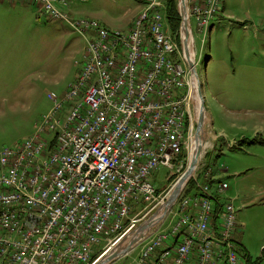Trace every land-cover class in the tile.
Returning <instances> with one entry per match:
<instances>
[{"label":"built area","instance_id":"2783aa9c","mask_svg":"<svg viewBox=\"0 0 264 264\" xmlns=\"http://www.w3.org/2000/svg\"><path fill=\"white\" fill-rule=\"evenodd\" d=\"M23 1L70 25L88 47L69 90L52 95L56 103L37 133L0 149V264H93L164 201L154 172L183 163L195 91L184 36L172 31L167 0H140L144 9L124 32L71 17V0ZM185 3L191 37V20L205 34L222 6ZM71 96L79 104L63 120ZM185 190L174 205L178 221L150 233L154 226L135 264H241L234 204L221 203L208 185L197 195ZM140 203L143 210L131 216Z\"/></svg>","mask_w":264,"mask_h":264},{"label":"rangeland","instance_id":"374dc122","mask_svg":"<svg viewBox=\"0 0 264 264\" xmlns=\"http://www.w3.org/2000/svg\"><path fill=\"white\" fill-rule=\"evenodd\" d=\"M171 1L182 20L179 0H167V17ZM144 6L140 0H74L65 11L124 32ZM191 22L189 46L197 56V82L206 106L205 145L191 178H198L192 193L208 185L221 203L232 202L240 263L264 264V0H222L206 35ZM87 47L83 36L39 14L36 6L0 0V149L16 147L37 133L56 103L52 95L61 99L74 82ZM199 113L195 98L192 140L183 150L186 164L178 163L180 171L160 166L151 177L157 189L165 190L159 206L189 166ZM211 132L222 134L216 149ZM220 184L227 188L223 194ZM143 208V203L135 205L131 216ZM176 211L175 206L169 209L150 233L158 225L170 228L178 221ZM154 212L139 216L136 227Z\"/></svg>","mask_w":264,"mask_h":264},{"label":"water","instance_id":"95a60500","mask_svg":"<svg viewBox=\"0 0 264 264\" xmlns=\"http://www.w3.org/2000/svg\"><path fill=\"white\" fill-rule=\"evenodd\" d=\"M179 5L182 12V25L181 31L184 36L185 42V50L188 56V60L191 67V81L192 86L197 93V97L200 104V113L199 119L197 122V128L194 136V150L192 153V157L189 163L187 170L184 172L182 177L176 182L174 188L169 194L167 200L162 203L154 212L153 215L150 216L149 219L141 223L138 227H136L131 233L123 237L118 243H116L113 247L107 250L102 256H100L93 264H113L118 258L122 255L126 254L132 248L136 247L145 237V235L154 227L157 220L164 214H166L169 209H171L174 205H176L181 193L186 187L189 180L193 177L196 164L199 161L200 155L202 153V145L203 139L202 134L205 127L206 120V106L205 99L202 92L201 87L197 82V70H196V62L195 56L191 52L188 42V27L190 28V20L188 17L187 8L185 5V0H179ZM193 44V38L191 39Z\"/></svg>","mask_w":264,"mask_h":264},{"label":"crops","instance_id":"0c3cea01","mask_svg":"<svg viewBox=\"0 0 264 264\" xmlns=\"http://www.w3.org/2000/svg\"><path fill=\"white\" fill-rule=\"evenodd\" d=\"M10 2L13 3V4H20V3L26 4V3H29V2L23 1V0H10ZM79 2H84V0H79ZM73 3H74V0H71L69 7ZM29 4H31V3H29ZM31 5H33V4H31ZM1 6H3V5H1ZM141 6H143V5L141 4ZM143 9H144V7H142V9H141V11L139 12L138 15L133 17V19L128 22L126 28H124L125 30H128V29H130L132 27V24H133L134 20L140 15V13L143 11ZM212 126H213V124H212V121H211V118H210V130L211 131H212ZM211 134L214 135L215 139L222 135L221 133L217 134V133H214V132H211ZM219 141H220L219 139L218 140L216 139L214 141V145L213 146H214L215 149L217 148V146L219 144ZM226 144L228 145L229 142H226ZM146 242L147 241H144L143 243L138 244L136 247L132 248L126 254H124L120 258H118L114 263H117V264H135L136 261L138 260L139 256H140L141 250L144 247Z\"/></svg>","mask_w":264,"mask_h":264},{"label":"trees","instance_id":"16d2710c","mask_svg":"<svg viewBox=\"0 0 264 264\" xmlns=\"http://www.w3.org/2000/svg\"><path fill=\"white\" fill-rule=\"evenodd\" d=\"M169 9H168V19H169V23H171V28L173 31L177 32L179 30V27L181 26V16L177 10L176 4L171 1L168 5ZM193 151V149H192ZM191 151V153H192ZM180 160L181 162H184V164H186L185 160H186V156L183 155V153L180 155ZM185 166V165H184ZM174 178V177H173ZM197 180L196 179H191L187 185V188L185 190V196H189V195H197L198 192L192 193L194 187L197 184ZM247 260V259H246Z\"/></svg>","mask_w":264,"mask_h":264},{"label":"bare ground","instance_id":"6f19581e","mask_svg":"<svg viewBox=\"0 0 264 264\" xmlns=\"http://www.w3.org/2000/svg\"><path fill=\"white\" fill-rule=\"evenodd\" d=\"M211 25V22H209L206 26H205V35L208 34L209 32V27ZM70 26V25H68ZM189 28V27H188ZM204 35V36H205ZM207 37V36H206ZM188 40L190 41L191 40V35L188 34ZM198 63V62H197ZM197 99V109L198 111L200 112V104H199V100H198V97H197V93L194 91V99ZM79 104V96H71L70 97V104H67L66 105V113H63V120H70V116H73L74 115V112H75V106H78ZM199 115V114H198ZM204 145H202V148H204ZM208 147V146H207ZM207 149V148H206ZM192 151V149H191Z\"/></svg>","mask_w":264,"mask_h":264}]
</instances>
